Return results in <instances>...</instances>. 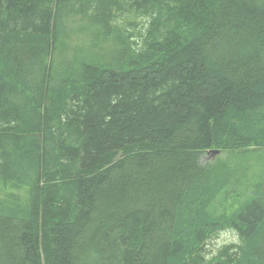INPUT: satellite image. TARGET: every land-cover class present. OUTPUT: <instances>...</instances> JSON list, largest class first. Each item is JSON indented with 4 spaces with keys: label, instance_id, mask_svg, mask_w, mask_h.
<instances>
[{
    "label": "trees",
    "instance_id": "16d2710c",
    "mask_svg": "<svg viewBox=\"0 0 264 264\" xmlns=\"http://www.w3.org/2000/svg\"><path fill=\"white\" fill-rule=\"evenodd\" d=\"M0 185V264H264V0H0Z\"/></svg>",
    "mask_w": 264,
    "mask_h": 264
},
{
    "label": "rangeland",
    "instance_id": "374dc122",
    "mask_svg": "<svg viewBox=\"0 0 264 264\" xmlns=\"http://www.w3.org/2000/svg\"><path fill=\"white\" fill-rule=\"evenodd\" d=\"M75 19V23L72 25L73 28H77L80 24L78 21V18H69V21L72 22ZM124 24L123 27H125L127 32L133 33L135 36L134 38L131 39V41H140L139 36L140 33H144L146 27H147V21L145 18H133L132 15H127L124 17ZM125 22L127 23H133L132 27H128ZM116 23V22H115ZM119 25H122V21H118ZM88 38H86L84 33H80L79 35L74 34L71 36L68 40V44L66 45L65 50L62 52L60 51V48L55 51V56L56 57H66L69 59V61L73 62L76 60H79L83 57L82 49L86 48L88 45ZM100 46L102 47V50L96 51L97 53L100 54H106L107 51L111 47V41H108L106 43H101ZM104 49V52H103ZM104 58V61L106 62V57L104 55H101ZM55 57V58H56ZM58 60V58H56ZM216 150L210 151L203 156V162L205 163H210V164H217V165H228V166H233V165H238L240 163V155L239 153H231V152H220L218 153H213ZM242 165L246 167L247 170V175L245 176V182L248 184L250 183V178L254 176L252 175V172L255 170L256 172V167L253 163V161L246 159L245 161H242ZM254 178V177H253ZM245 191L244 189L241 190V193L243 194ZM10 193H17L19 196L23 197L24 195V189L20 190H14L10 185L7 186H1L0 185V201L6 200L7 195ZM232 198H224L223 203L225 206L231 205V207L228 209V214L232 213L234 210H236L237 206L240 204V200L238 203L233 199L234 201L231 200ZM232 243H239L238 238L235 233L232 231H222L220 232L217 237H215L210 245H209V250L211 252H217L220 247L223 245H229Z\"/></svg>",
    "mask_w": 264,
    "mask_h": 264
},
{
    "label": "water",
    "instance_id": "95a60500",
    "mask_svg": "<svg viewBox=\"0 0 264 264\" xmlns=\"http://www.w3.org/2000/svg\"><path fill=\"white\" fill-rule=\"evenodd\" d=\"M213 153H215V154H216V153H218V151H214Z\"/></svg>",
    "mask_w": 264,
    "mask_h": 264
}]
</instances>
